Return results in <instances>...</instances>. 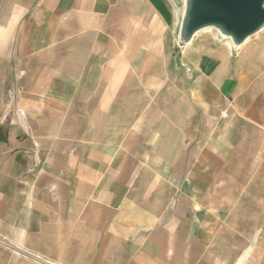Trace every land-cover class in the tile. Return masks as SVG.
Listing matches in <instances>:
<instances>
[{
    "label": "crops",
    "instance_id": "crops-1",
    "mask_svg": "<svg viewBox=\"0 0 264 264\" xmlns=\"http://www.w3.org/2000/svg\"><path fill=\"white\" fill-rule=\"evenodd\" d=\"M173 1L0 0V264H264V32Z\"/></svg>",
    "mask_w": 264,
    "mask_h": 264
},
{
    "label": "water",
    "instance_id": "water-1",
    "mask_svg": "<svg viewBox=\"0 0 264 264\" xmlns=\"http://www.w3.org/2000/svg\"><path fill=\"white\" fill-rule=\"evenodd\" d=\"M185 8L180 31L182 44L190 43L203 29L212 27L231 37L238 49L264 28V0H187Z\"/></svg>",
    "mask_w": 264,
    "mask_h": 264
},
{
    "label": "rangeland",
    "instance_id": "rangeland-1",
    "mask_svg": "<svg viewBox=\"0 0 264 264\" xmlns=\"http://www.w3.org/2000/svg\"><path fill=\"white\" fill-rule=\"evenodd\" d=\"M180 7H181V3L178 0H177V2L174 0L173 6L171 7V16H172L173 24H178V29H177V50L175 51V54L173 55L172 61H173V64H177L179 68L182 67L184 64L183 50L191 42L198 41V40H200V41H203V40L204 41H214V40H216L217 42H220L215 37V35L212 31H208V32L207 31H205V32L201 31L193 38V40L190 43L182 44L180 42V31H181V25H182V20H183V13H182V16L180 17ZM183 11H184V6H183ZM213 30H215V29H213ZM257 38H259V34H258V36L252 38L250 41L256 40ZM220 43H222V42H220Z\"/></svg>",
    "mask_w": 264,
    "mask_h": 264
},
{
    "label": "bare ground",
    "instance_id": "bare-ground-1",
    "mask_svg": "<svg viewBox=\"0 0 264 264\" xmlns=\"http://www.w3.org/2000/svg\"><path fill=\"white\" fill-rule=\"evenodd\" d=\"M180 3H181V7H180V17L182 16V13H183V6H184V4H186V1L187 0H178ZM185 10H186V8H185ZM185 10H184V14H185ZM179 17V18H180ZM180 24V23H179ZM213 29H215V28H212V27H208V28H205V29H203L202 31H212L213 33H214V35H215V37L220 41V42H222V43H224V44H226V45H228L229 47H230V49L231 50H240L241 48H242V46H244L247 42H249L252 38H254V37H256V36H258V34H260L261 32H264V28L261 30V32L260 33H257V34H255V35H253V36H251V37H249L240 47H239V49H235V47H234V43H233V41H232V38L231 37H229V36H226V35H224V34H222L221 33V31L219 30V29H215V30H213ZM197 34V33H196Z\"/></svg>",
    "mask_w": 264,
    "mask_h": 264
},
{
    "label": "built area",
    "instance_id": "built-area-1",
    "mask_svg": "<svg viewBox=\"0 0 264 264\" xmlns=\"http://www.w3.org/2000/svg\"><path fill=\"white\" fill-rule=\"evenodd\" d=\"M37 162H39V159H38V157H37Z\"/></svg>",
    "mask_w": 264,
    "mask_h": 264
}]
</instances>
